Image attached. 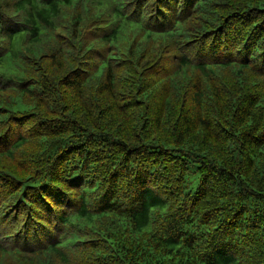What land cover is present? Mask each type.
Returning <instances> with one entry per match:
<instances>
[{
	"label": "trees",
	"instance_id": "obj_1",
	"mask_svg": "<svg viewBox=\"0 0 264 264\" xmlns=\"http://www.w3.org/2000/svg\"><path fill=\"white\" fill-rule=\"evenodd\" d=\"M0 264H264V0H0Z\"/></svg>",
	"mask_w": 264,
	"mask_h": 264
},
{
	"label": "rangeland",
	"instance_id": "obj_2",
	"mask_svg": "<svg viewBox=\"0 0 264 264\" xmlns=\"http://www.w3.org/2000/svg\"><path fill=\"white\" fill-rule=\"evenodd\" d=\"M8 67H9V65H6V66H5V70H2V71H3V72H6V71H7L6 68H8ZM3 72H2V73H3Z\"/></svg>",
	"mask_w": 264,
	"mask_h": 264
}]
</instances>
